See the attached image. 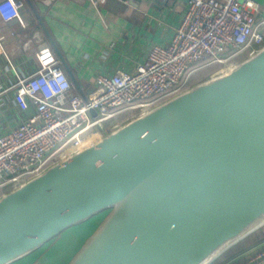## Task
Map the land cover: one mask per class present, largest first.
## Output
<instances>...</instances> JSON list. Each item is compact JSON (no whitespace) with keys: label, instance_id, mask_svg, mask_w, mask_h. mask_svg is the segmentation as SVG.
<instances>
[{"label":"water","instance_id":"1","mask_svg":"<svg viewBox=\"0 0 264 264\" xmlns=\"http://www.w3.org/2000/svg\"><path fill=\"white\" fill-rule=\"evenodd\" d=\"M104 213L68 264H210L264 225V45L0 195V264Z\"/></svg>","mask_w":264,"mask_h":264},{"label":"built area","instance_id":"2","mask_svg":"<svg viewBox=\"0 0 264 264\" xmlns=\"http://www.w3.org/2000/svg\"><path fill=\"white\" fill-rule=\"evenodd\" d=\"M54 1L41 0L46 6ZM22 8L19 0H0V19L26 28ZM263 45L264 8L258 2L188 0L167 45L153 46L132 72L98 76L86 101L74 90L60 61L49 53L43 58L45 53L40 50L38 68L31 74L17 75L8 87L17 109L28 117L0 137V195L69 158L62 156L87 136L98 134L101 139L122 122L186 90L207 67L218 66V72L253 55ZM91 110L96 111L95 116ZM263 261L264 252L250 264Z\"/></svg>","mask_w":264,"mask_h":264},{"label":"crops","instance_id":"3","mask_svg":"<svg viewBox=\"0 0 264 264\" xmlns=\"http://www.w3.org/2000/svg\"><path fill=\"white\" fill-rule=\"evenodd\" d=\"M19 1L23 2L26 28H21L16 21L4 23L0 19V137L28 117V113L17 109L13 93L8 90L16 76L31 74L38 68L40 50L45 53L43 58L49 53L61 63L40 21L69 67L70 72L61 63L74 90L87 96L98 76H112L118 71L132 72L153 46L167 45L183 18L188 0H131L127 3L122 0H106L104 3L55 0L50 6L41 0ZM253 1L264 8V0ZM248 236L251 238L245 241ZM248 236L212 263L250 264L264 252V225ZM57 240L53 241L56 243ZM53 241L13 264L36 263L35 255H41V250ZM50 252L47 251L45 256Z\"/></svg>","mask_w":264,"mask_h":264},{"label":"rangeland","instance_id":"4","mask_svg":"<svg viewBox=\"0 0 264 264\" xmlns=\"http://www.w3.org/2000/svg\"><path fill=\"white\" fill-rule=\"evenodd\" d=\"M217 68L218 66L214 67L213 65L196 74L195 83L192 85L209 78L215 73ZM104 218L105 213L92 218L86 223L66 230L61 236L56 238L58 239L56 241L57 244L53 241L55 244L52 242L49 247L46 246L47 248L42 249L43 253L41 255L39 252V254L35 255L37 256V261L34 264H68ZM47 251L51 252L45 256Z\"/></svg>","mask_w":264,"mask_h":264},{"label":"bare ground","instance_id":"5","mask_svg":"<svg viewBox=\"0 0 264 264\" xmlns=\"http://www.w3.org/2000/svg\"><path fill=\"white\" fill-rule=\"evenodd\" d=\"M236 64H237V63H236ZM236 64L226 65V66H224V67L222 68V70H220V71H222V72L228 71V69L233 68ZM143 113H144V112H143ZM99 140H100V136H98V134H92V135H89V136H87L86 138H84V139L82 140V142H81L78 146L68 149V150L63 154L62 157H63V158L71 157V156H72L71 154L74 153L75 151H78V149L83 148V147H86L87 145L89 146V145H91V144H93V143L98 142ZM70 155H71V156H70Z\"/></svg>","mask_w":264,"mask_h":264},{"label":"trees","instance_id":"6","mask_svg":"<svg viewBox=\"0 0 264 264\" xmlns=\"http://www.w3.org/2000/svg\"><path fill=\"white\" fill-rule=\"evenodd\" d=\"M214 67H216V66H214ZM194 79H195V78H193V79L191 80V83H190L191 85H192L193 83H195ZM249 238H251V236H248V237L245 239V241H247ZM226 253H227V251H226L223 255H221L218 259H216L214 262H216L217 260H219L220 258H222ZM214 262H213V263H214ZM213 263H212V264H213Z\"/></svg>","mask_w":264,"mask_h":264}]
</instances>
